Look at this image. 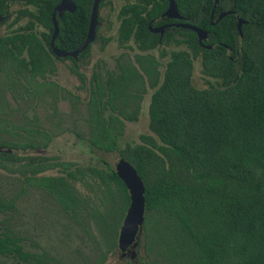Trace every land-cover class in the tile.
I'll return each instance as SVG.
<instances>
[{
	"label": "trees",
	"instance_id": "1",
	"mask_svg": "<svg viewBox=\"0 0 264 264\" xmlns=\"http://www.w3.org/2000/svg\"><path fill=\"white\" fill-rule=\"evenodd\" d=\"M71 1L75 9L68 13L70 17L64 12L55 18V47L66 42L73 48L85 37L92 0ZM56 2L0 0V14L7 15L0 22L5 24L0 33V57L13 52L8 46L16 51L26 47L35 61L37 48L48 44ZM106 2L99 0L97 4L98 22L102 20L99 10ZM174 3L182 21L206 30L205 41L199 43L189 29L171 27L157 42V35L147 29V24L168 21L162 16L166 0H122L114 16L119 46L131 41L135 49L152 47L160 49L159 56L166 55L160 80L154 84L149 80L153 89L147 116L152 135L141 134L140 142L119 149V156L134 167L143 182L141 227L145 229L149 217L154 224V238L147 242L144 236V249L156 242L160 257L169 264H264V0H217L215 5L214 0ZM226 10L232 12L215 20ZM236 17L243 20L241 37ZM98 29L99 24L95 31ZM95 39L101 45L108 41L98 34ZM207 44L210 48L204 46ZM135 57L140 64L142 56ZM155 60L151 55L146 57L148 64ZM195 62L204 80L201 87L191 78ZM115 85L124 91L123 75ZM113 89L107 85L111 97L116 95ZM97 94L100 98L99 89ZM90 110L88 149L118 150L121 120L116 116L105 119L94 102ZM122 118L132 119L126 115ZM4 157L18 159L13 153ZM96 161L95 166L72 168L65 175L40 177L34 176L41 169L37 163L32 166L33 176L26 180L70 214L76 212L79 200L69 181H83L84 177L97 181L110 199L100 262L116 247L128 194L113 166L99 157ZM13 167L21 174L25 172L22 163ZM50 167L44 163V169ZM11 206L12 201H0V210ZM0 254L17 263L32 258L8 228L0 233Z\"/></svg>",
	"mask_w": 264,
	"mask_h": 264
},
{
	"label": "flooded vegetation",
	"instance_id": "2",
	"mask_svg": "<svg viewBox=\"0 0 264 264\" xmlns=\"http://www.w3.org/2000/svg\"><path fill=\"white\" fill-rule=\"evenodd\" d=\"M64 12H67L65 17L69 18L68 13L73 11ZM174 20L176 21L168 19L158 24L148 22L151 27L169 24L164 26L161 33L150 31L148 24L147 29L157 35L156 40L159 43L164 32L175 27L172 23L180 21ZM87 45L72 55L69 52L74 51L77 46L71 48L66 42H61L60 47L53 46L64 53L56 54L52 51L48 40V44L44 43L41 49L36 47L39 50L35 53V61L31 60L26 47L16 51L14 49L17 48L8 46L7 48L12 49L13 52L7 54L6 57H0V128L1 133L6 136H0V165L5 163L13 166L14 163H22L25 166V172L21 174L15 171V173L23 178L25 184H30L26 179L33 176L32 166L37 163L41 164L40 171L34 174L37 177L65 175L72 168L79 167L77 158H73L72 161L61 160L54 155L47 154L46 150L55 140L63 141L65 135L70 133L73 135L72 147L79 145L81 137L76 132V128H79L80 122L82 83L88 84L85 111L89 116V128L92 126L90 125V109L93 102L105 119L108 116L118 117L123 128V121L127 119L122 118V115L132 118L128 120H135L143 95L147 91L150 98L153 89L151 84L160 80L166 61V55L159 56L160 49L152 47L146 50L136 49L135 53L143 58L140 64L133 60V56L126 54L125 59L129 60L114 61L112 67L105 69V75L99 76L95 67L90 68L86 65L90 48V45ZM127 48L129 51L133 50L128 46ZM147 55H151L157 61L155 60L152 65L146 63ZM82 70L89 72L87 78L83 76ZM121 75L124 76L126 82V86L123 87L124 91L116 88L117 85H115V81L121 79ZM107 85L113 86L116 92L114 97L109 96ZM98 89L101 93L100 98L97 94ZM22 140H24L23 143ZM84 141L87 146L86 138ZM93 148H90L89 152H92ZM11 153L17 154L18 159L4 157ZM44 163L53 167L44 169ZM50 170H57L58 174H45ZM139 247L143 250V243L139 238L133 248L127 246L122 251L116 244L115 248L122 259L121 264H126L128 261L134 264H142L143 261L151 264L146 255L144 258L140 257L139 261L137 260ZM131 250L134 251L133 257L130 256Z\"/></svg>",
	"mask_w": 264,
	"mask_h": 264
},
{
	"label": "rangeland",
	"instance_id": "3",
	"mask_svg": "<svg viewBox=\"0 0 264 264\" xmlns=\"http://www.w3.org/2000/svg\"><path fill=\"white\" fill-rule=\"evenodd\" d=\"M108 1L109 3L106 2L105 6L99 10V17L102 20L95 33L107 37L108 41L101 45L98 39L94 40L86 58V65L90 68L95 67L99 76H104L105 69L112 67L114 61L129 60L125 59L126 54L133 56V60L136 61L134 58L137 54L131 41L126 42L124 46H119L116 42L114 16L122 0ZM4 28L5 24H0V33ZM129 45L133 46V50L129 51L127 48ZM82 73L86 78L89 76L86 70H82ZM191 78L196 86L204 85L197 62L193 64ZM87 95L88 84L82 83L80 122L79 128H76V132L81 137L79 145L72 147L73 135L72 133L66 134L63 141L55 140L48 147L47 154L65 161L77 158L80 168L88 164L95 166L98 163L96 157L114 166L115 161L120 157L119 149L125 145L140 142L139 135L141 134L152 135L148 126L146 107L149 93L146 91L140 101L136 119L123 121V131L118 139V150L103 151L93 148L92 152H89L84 141L89 134V116L85 111ZM0 136H5L1 133V128ZM12 168L13 166L5 163L0 165V201H12L10 208L0 210V233L4 228H8L17 237L22 249L30 253L32 258L26 262L17 263L14 258L0 254V264H121L122 259L116 248L98 262L104 253L101 239L104 235L103 223L107 222L110 216V199L97 181L87 177H84L83 181H69L79 200L75 206L76 212L70 214L64 211L45 191L31 184H25L23 178ZM49 173L58 174V171L45 172V174ZM149 218L146 220L145 229L141 227L138 232V238L142 240V243L146 235L147 242L154 238L152 230L154 224ZM153 243L149 244L150 248L147 249H144V246L143 250L139 247L137 257L144 258L146 255L151 264H169L168 259L160 257L157 243Z\"/></svg>",
	"mask_w": 264,
	"mask_h": 264
},
{
	"label": "water",
	"instance_id": "4",
	"mask_svg": "<svg viewBox=\"0 0 264 264\" xmlns=\"http://www.w3.org/2000/svg\"><path fill=\"white\" fill-rule=\"evenodd\" d=\"M167 5L162 12V16L168 19H177L180 20L178 22L172 23L175 27H180L184 29H189L195 33L196 39L199 43L206 40L207 32L206 30L182 21V17L179 15L174 0H166ZM99 0H92L87 29L85 33V37L83 38L82 42L74 49V51L69 52L70 54H74L78 51H81L86 47L88 43H90L95 37V27L98 25L97 20V4ZM217 0H214V5ZM75 5L71 0H57L56 4L54 5L51 11V34L49 37V45L52 51L56 54H63L64 52H60L53 46V39L57 34V24L55 18L61 17L64 11H74ZM232 11L226 10L221 11L216 15L215 20L220 19L222 16L231 13ZM7 15L0 14V22L4 20ZM242 19L240 17H236V30L241 37L240 25L242 23ZM169 24H161L158 26L151 27L148 24L149 30L152 32L161 33L164 26H168ZM207 48H210V45H204ZM114 172L116 176L121 180L123 185L126 188L128 194V205L124 212L123 218L118 228L116 244L119 250H124L127 246L134 247L138 241V232L141 229L142 222H143V213H144V186L142 179L136 173L134 167L123 157H119L113 166ZM134 251L131 250V257H133Z\"/></svg>",
	"mask_w": 264,
	"mask_h": 264
}]
</instances>
